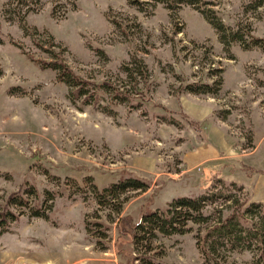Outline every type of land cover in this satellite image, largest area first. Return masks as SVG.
I'll return each mask as SVG.
<instances>
[{
	"label": "rangeland",
	"instance_id": "obj_1",
	"mask_svg": "<svg viewBox=\"0 0 264 264\" xmlns=\"http://www.w3.org/2000/svg\"><path fill=\"white\" fill-rule=\"evenodd\" d=\"M209 1L233 30L264 38V0ZM18 12L36 34L25 32ZM0 39V212L20 215L0 228V264H202L196 233L206 225L159 235L145 253L120 220L134 226L175 198L200 196L221 173L244 181L240 195L264 204V172L250 176L243 168L264 169V49L240 42L226 49L190 4L143 11L130 0H0ZM19 45L36 59H53L54 50L78 76L110 87L99 91L97 104L74 99L57 71L33 62ZM215 81L217 96L181 88ZM136 87L145 97L135 107L116 98L115 89ZM221 110L230 112L221 117ZM222 121L232 146L222 171L213 170L217 162L187 170L185 153L209 144L207 131ZM127 176L149 189L130 192L121 214L101 206L92 183L103 190ZM33 187L38 199L28 192ZM15 194L28 204L11 200ZM38 202L47 218L31 215ZM253 259L244 251L229 261Z\"/></svg>",
	"mask_w": 264,
	"mask_h": 264
},
{
	"label": "trees",
	"instance_id": "obj_2",
	"mask_svg": "<svg viewBox=\"0 0 264 264\" xmlns=\"http://www.w3.org/2000/svg\"><path fill=\"white\" fill-rule=\"evenodd\" d=\"M18 1L23 2L26 0ZM130 3L143 11L155 7L157 4H164L172 12L181 9L185 4H190L199 10L216 29L220 41L226 49H230L237 42H240L245 49L253 47L264 49V38L252 35L246 28L233 30L218 17L217 10L209 6L211 4L209 0H130ZM17 15L25 32L36 34L27 24L25 16L20 12ZM19 47L33 62L39 64L42 68L57 71L58 79L72 89L71 93L74 99L84 97L85 102L97 104L99 102V91H102L104 87H110L107 82L98 84L78 76L64 58L54 50L51 51L53 59L45 60L36 59L25 51L23 46L19 45ZM137 62L141 65V74L146 75V66L141 60H137ZM181 88L197 95L217 96L220 92L221 83L220 81L213 83L193 82ZM135 89V93L115 89L116 98L127 100L129 105L135 107L139 104L137 98L145 97L142 91L137 87ZM157 106L169 113V115H163L167 120L180 124V121L172 115L174 112L169 108L161 105ZM229 112V110H221L217 113L221 117H225ZM192 123L195 124V127L197 124L200 130V121L192 120ZM243 168L250 176L255 172H264V169L252 168L247 165H243ZM92 184L98 203L101 206L114 208L117 214L122 213L125 203L130 199L128 195L130 192H145L150 187L145 180L134 176L122 178L103 190H100L94 183ZM243 189L244 185L242 183L228 181L217 176L213 184L200 196L175 198L165 209H155L145 213L141 221L134 226L129 218L122 217L120 225L125 223L124 226H126V223H129L135 249L136 247H142L146 253L151 250L153 241L159 235L187 234L193 231L192 225L204 224L206 225L205 233L201 234L200 231L196 233L197 247L201 252L202 264H230L229 259L233 253L244 251L253 253L254 264H264V204L254 201L249 192L240 195ZM28 192H33L37 195V199L39 198V193L34 187ZM11 200H15L20 204H28V199L21 194H15L11 197ZM49 208L51 209V206ZM31 215L48 217L47 210H44L39 202L31 207ZM19 216L10 209L1 211L0 228L5 229ZM255 217L260 218L262 223H256ZM127 227L122 228L123 233L127 230Z\"/></svg>",
	"mask_w": 264,
	"mask_h": 264
},
{
	"label": "crops",
	"instance_id": "obj_3",
	"mask_svg": "<svg viewBox=\"0 0 264 264\" xmlns=\"http://www.w3.org/2000/svg\"><path fill=\"white\" fill-rule=\"evenodd\" d=\"M203 111V109H201ZM209 111H203L204 114L202 115H206L208 114ZM210 113V112H209ZM202 115H198L199 118H202ZM225 130L226 127L224 125V122H218V123H214L212 125V128L207 131L208 134V138L209 139V144H204V145H200L197 148H195L194 150L188 151L185 153L184 155V160L186 163V167L187 170H192V169H196L199 166H203V165H211L212 162H217L214 167H216L217 169L213 170H221V168H219V166L223 163L224 160L227 159V155L230 152L231 153V144L227 141L226 136H225ZM214 133L213 134L211 133ZM216 135V136H215ZM217 138L218 143L220 144H215V140ZM215 140H214V139ZM225 156V157H224ZM228 160V159H227ZM247 176V175H246ZM220 177L224 178V179H228V180H234L236 182H240V183H245L242 180L237 179L235 176H233L232 174H223L221 173ZM256 201V200H254ZM261 202V201H259Z\"/></svg>",
	"mask_w": 264,
	"mask_h": 264
}]
</instances>
